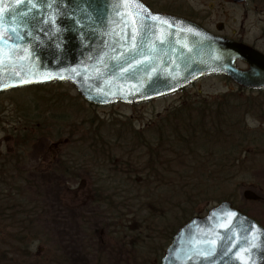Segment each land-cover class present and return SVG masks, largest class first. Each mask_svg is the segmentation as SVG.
<instances>
[{
    "label": "rangeland",
    "instance_id": "rangeland-1",
    "mask_svg": "<svg viewBox=\"0 0 264 264\" xmlns=\"http://www.w3.org/2000/svg\"><path fill=\"white\" fill-rule=\"evenodd\" d=\"M231 84L225 76L210 75L182 91L140 104L103 106L84 100L70 82L1 92L0 154L11 152L6 161L18 158L17 148L23 143L17 142H23L22 138L38 136L24 144L22 158L28 167H42L52 155L47 148L49 138L54 142L59 136L64 141L84 137L75 151L82 165L79 185L58 178L51 170L33 176L34 186L25 187L23 193L30 208H36V218L30 216L33 222L26 230L31 232L27 237L19 227L17 239L3 242L1 251L9 258L16 256L17 264H161L173 233L193 215L206 214L222 197L264 224V91H231ZM225 92L229 97L221 106L226 121L206 120V129L212 126L217 135L220 129H236L248 140L242 141L233 132L236 136L229 138L228 161L222 167L223 174H230L223 179L209 176L211 165L223 160L219 150L217 160L202 166L207 174L197 194L191 189L201 178L192 173L196 165L184 159L197 149L180 141L175 124L170 123L184 124L178 112L171 111L185 102H200L203 96L212 97L207 105L219 104L214 99ZM213 109L207 106L208 117ZM193 120L202 123L194 114ZM141 137L146 141L142 143ZM149 141L156 143L152 146ZM222 141L219 147L226 145ZM42 143L45 146L40 151ZM141 165L148 168H144L148 178L134 177ZM117 166L126 167L123 175L114 170ZM182 184L189 185L187 191Z\"/></svg>",
    "mask_w": 264,
    "mask_h": 264
},
{
    "label": "water",
    "instance_id": "water-1",
    "mask_svg": "<svg viewBox=\"0 0 264 264\" xmlns=\"http://www.w3.org/2000/svg\"><path fill=\"white\" fill-rule=\"evenodd\" d=\"M0 36V92L69 81L90 103H140L213 73L264 88V55L141 0H0ZM161 264H264V226L223 200L178 229Z\"/></svg>",
    "mask_w": 264,
    "mask_h": 264
},
{
    "label": "flooded vegetation",
    "instance_id": "flooded-vegetation-1",
    "mask_svg": "<svg viewBox=\"0 0 264 264\" xmlns=\"http://www.w3.org/2000/svg\"><path fill=\"white\" fill-rule=\"evenodd\" d=\"M141 1L145 4V7H147L152 13L156 15L163 14L167 16L183 18L201 27L210 35L220 39L222 38L224 42L235 44L238 43L249 46L254 48L260 55H264V0ZM235 65L237 68L243 71L251 69L248 62L241 59L236 60ZM220 75L225 76L229 81H232L231 91H264V88H250L235 82L225 74ZM186 103L188 102H185L184 104ZM37 123L39 122H35V124ZM32 136L33 137H30L27 139V141L22 138L23 142L17 143H23L21 146L25 147L24 144H26V142L34 141L35 138H38V136ZM136 137L139 139L138 135H136ZM67 140L64 141V139H62L60 136L54 142H51L50 138L47 140V148L52 152V155L46 160V165L42 167H36V165L28 167L26 164V158H22L21 163L2 164V155L0 154V264H17V257L10 256L9 258L7 252L3 253L1 251V245L3 242L6 243L8 240L15 241L17 239L16 235L18 234L19 226H23L24 223L27 225L26 221H23V219L27 217V213H18L13 211L10 212L8 210L6 211L5 208L23 209L24 207L26 208V206L31 207V202L27 197H22L21 202H19L17 201V199L21 197L19 195H2L1 186L4 185L22 188L25 191V187L34 186L32 182V179L34 178L33 176H36L39 174V172L50 170L58 178H68L67 182L77 181L75 183L79 185L80 181L78 173L82 165L81 159H79V156L75 151H77L80 142H76L75 139L72 141L69 139ZM44 146L45 143H42V147L39 150L42 151ZM72 153L75 154L73 160L70 158ZM100 155L101 157L103 156V154ZM121 158L125 159L126 156H122ZM102 161L104 162L103 159ZM107 161H110L112 164H114L113 160L111 159H108ZM137 163H141V156L140 161ZM6 168L7 170H3ZM123 168L126 169V167L121 168L117 166L114 168V170L123 175L125 173ZM134 173V177L137 176L138 179L141 178V170L139 172L135 171ZM66 174L68 177L65 176ZM28 216H35V214L30 212L28 213ZM260 223L262 224V222ZM263 225L264 224H262V226Z\"/></svg>",
    "mask_w": 264,
    "mask_h": 264
},
{
    "label": "trees",
    "instance_id": "trees-1",
    "mask_svg": "<svg viewBox=\"0 0 264 264\" xmlns=\"http://www.w3.org/2000/svg\"><path fill=\"white\" fill-rule=\"evenodd\" d=\"M229 94H222L220 95L219 97L215 98L214 101L216 103H219V104H212V109L214 110V112L212 113V115L210 117H208V112L207 111V106L211 108L210 104H206L207 100L210 98V100H212V97H205L203 96L202 99H200V102H189V103H186V104H181L179 106L176 107V109L172 110L171 111V114L175 111V112H178L177 115H180V118H181V123H183L184 127L181 126V124H176V123H170V126H173L175 124V132L179 133V136H180V141L182 142H190L193 144V146L190 147V149L192 147H196L197 149V152L192 154V157L191 158H184L186 160V162H190V165H196V169L193 170L192 173H194L196 175V178L197 176L200 177V181H198V184H196L194 186V189L192 188L191 190H193L194 192H196L198 194L199 191H201V183H202V178H204V173L205 175L207 174L206 172V168L205 167H202V166H206L205 163H213L215 160H217L218 158V151H222L224 153V156H221V158H223V160H221L219 163H216V168L214 166L211 165V168H209L207 171H210V174L209 176L212 177V179H214L215 177L217 179H223V176L225 175H228L230 174V172L228 171L226 174H223L224 171L222 170V167L226 164V162L228 161V159H226V151H227V148L229 147V138L231 140V138H233V136L236 134V129L235 130H225L224 132L220 129V135L218 134L217 135V131L214 130V128H212L211 126V130H207L206 129V120H211L212 122H222V121H226L227 119V116H225L224 112H223V109H222V106L221 104L227 100L226 97H229L228 96ZM202 100V101H201ZM224 101V102H223ZM185 110V111H183ZM193 112V113H191ZM193 114L195 116V119H197L198 121H201L202 123H194V120H193ZM176 116V115H175ZM205 120V121H204ZM187 122H191L190 125H186ZM221 128V127H220ZM171 129V128H170ZM169 129V130H170ZM173 130V129H171ZM242 130V128H241ZM243 131V130H242ZM233 132L235 134H233ZM91 134V132H89ZM229 133V134H228ZM236 136V135H235ZM240 137L243 140H246L247 139V136L245 134H240L239 135V132H237V137ZM217 139V140H216ZM223 139V143H226V145L224 147H219V143L220 140ZM248 140V139H247ZM75 141L77 142H83L84 143V137H82V139H75ZM146 139H143L141 137V142H145ZM156 143V142H155ZM155 143H153L152 141H149V144L154 146ZM87 148L89 149L90 147H94V146H88L86 145ZM219 147L216 148V147ZM83 148H85L83 146ZM199 148H201L200 151ZM24 153V154H23ZM158 151H155V154L158 155ZM11 154V152H8V153H4L3 157H2V161L1 163L2 164H17V163H21L22 161V156L25 155V147L24 146H19L18 148V158L16 159H11L13 161H6L8 155ZM153 155V152L152 154ZM100 156V155H98ZM161 162H165V159L162 158L161 159ZM204 163V164H202ZM161 167H163V164H161ZM148 170L147 167H144ZM144 168H142V165H141V178H148L147 175H145L144 173ZM161 169V168H160ZM3 170H7L6 169H3ZM149 172V171H148ZM147 172V173H148ZM149 180V179H148ZM216 180V179H215ZM166 181V180H165ZM218 181V180H217ZM180 182V181H179ZM4 184V182H3ZM161 184H165V182H163L162 180V183ZM182 186V189H185L187 191V185H180ZM176 188L179 187V186H175ZM25 191L22 189V188H16V187H12V186H1V193L2 195H6V196H22L23 193ZM202 192V191H201ZM189 194V197L190 196V192H188ZM23 198L26 197V195H23L22 196ZM196 200V195L195 197L193 198V200ZM226 199L225 197H222V200ZM36 205V203H33V206ZM30 208V207H29ZM5 210L7 211H13V212H24V213H27V217L23 219V221H26L27 225H23V226H19L21 227L27 237L29 236L28 233L31 232V230L29 229L28 231H26L28 229V226H30V223L33 222V219L28 216V213L32 212L34 213L36 211V208H30V209H27V208H23V209H19V208H16V209H7V207L5 208ZM164 213V212H162ZM35 214V213H34ZM33 218H36V216H32ZM20 220V218H19ZM136 229H132V230H129V231H135ZM19 231V230H18ZM175 233V232H174ZM173 233V234H174ZM173 236H171L170 238L172 239ZM27 249V251H29L30 247L25 245V250ZM29 255V254H28ZM27 255V256H28ZM51 261H54V260H51ZM58 264V262H57Z\"/></svg>",
    "mask_w": 264,
    "mask_h": 264
},
{
    "label": "snow or ice",
    "instance_id": "snow-or-ice-1",
    "mask_svg": "<svg viewBox=\"0 0 264 264\" xmlns=\"http://www.w3.org/2000/svg\"><path fill=\"white\" fill-rule=\"evenodd\" d=\"M30 2V0H29ZM32 7L35 8V4H32ZM142 8V6H140ZM25 15H27V13H25ZM148 16H150V14H146ZM151 19H154V20H157V21H160L161 23H166V21H163L160 17H150ZM13 31H15V29H13ZM3 37L0 36V40H2Z\"/></svg>",
    "mask_w": 264,
    "mask_h": 264
}]
</instances>
